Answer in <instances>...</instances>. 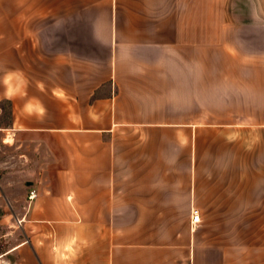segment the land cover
Listing matches in <instances>:
<instances>
[{
  "label": "crops",
  "instance_id": "crops-1",
  "mask_svg": "<svg viewBox=\"0 0 264 264\" xmlns=\"http://www.w3.org/2000/svg\"><path fill=\"white\" fill-rule=\"evenodd\" d=\"M0 139V264H264V0H0Z\"/></svg>",
  "mask_w": 264,
  "mask_h": 264
},
{
  "label": "rangeland",
  "instance_id": "rangeland-1",
  "mask_svg": "<svg viewBox=\"0 0 264 264\" xmlns=\"http://www.w3.org/2000/svg\"><path fill=\"white\" fill-rule=\"evenodd\" d=\"M10 148L3 146L0 139V160L6 159L10 155ZM1 154L3 156H1ZM6 156V157H5ZM5 171H8L6 169ZM0 174L2 171L0 169ZM14 198L20 199V190L16 189L13 191ZM11 211L6 209L5 212L0 213V254L8 251L11 248V239L13 235H21L20 229L16 228V220L14 221V217L11 216Z\"/></svg>",
  "mask_w": 264,
  "mask_h": 264
},
{
  "label": "built area",
  "instance_id": "built-area-1",
  "mask_svg": "<svg viewBox=\"0 0 264 264\" xmlns=\"http://www.w3.org/2000/svg\"><path fill=\"white\" fill-rule=\"evenodd\" d=\"M37 196H38L37 191L36 190H31L29 195H28V200L29 201H33V200H35L37 198ZM199 220H200V217H199L198 213L196 212L193 221L194 222H198ZM21 222L22 221L17 220V223L19 225H20Z\"/></svg>",
  "mask_w": 264,
  "mask_h": 264
}]
</instances>
